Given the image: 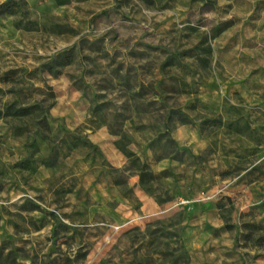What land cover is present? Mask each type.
Masks as SVG:
<instances>
[{"label": "rangeland", "instance_id": "obj_1", "mask_svg": "<svg viewBox=\"0 0 264 264\" xmlns=\"http://www.w3.org/2000/svg\"><path fill=\"white\" fill-rule=\"evenodd\" d=\"M53 101L0 118V264H264V0H0V108Z\"/></svg>", "mask_w": 264, "mask_h": 264}, {"label": "trees", "instance_id": "obj_2", "mask_svg": "<svg viewBox=\"0 0 264 264\" xmlns=\"http://www.w3.org/2000/svg\"><path fill=\"white\" fill-rule=\"evenodd\" d=\"M50 95L51 97H54L53 92H51ZM54 103L55 102L53 101L48 107H45V105L41 102H36L30 107L14 110L13 112L10 111V108H7L5 111L0 108V118L7 116L18 117L21 119L18 121L20 123L13 122V124L18 125H27V120L32 119L42 129L50 130L47 110ZM129 143V138L125 133H122L120 138L115 142L117 148L123 152V154L128 158L131 166L136 170L139 177V184L142 189L154 195L160 204L172 200L169 189L166 187L163 190L159 187V183L157 182L158 177L151 170L150 165L147 162L142 161V159L134 151L129 149Z\"/></svg>", "mask_w": 264, "mask_h": 264}, {"label": "crops", "instance_id": "obj_3", "mask_svg": "<svg viewBox=\"0 0 264 264\" xmlns=\"http://www.w3.org/2000/svg\"><path fill=\"white\" fill-rule=\"evenodd\" d=\"M13 135H14V137H21V136H22V135H18V136H17L16 134H13ZM22 138H23V137H22Z\"/></svg>", "mask_w": 264, "mask_h": 264}]
</instances>
